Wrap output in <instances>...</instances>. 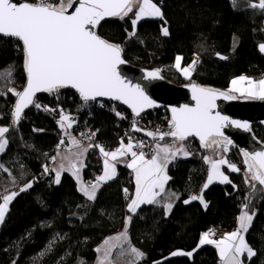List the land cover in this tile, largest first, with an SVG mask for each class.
Here are the masks:
<instances>
[{"label":"trees","instance_id":"trees-1","mask_svg":"<svg viewBox=\"0 0 264 264\" xmlns=\"http://www.w3.org/2000/svg\"><path fill=\"white\" fill-rule=\"evenodd\" d=\"M153 1L160 4L164 18L139 21L135 36L128 35L133 30L131 19L135 9L123 20L111 18L97 28L102 38L122 47L124 58L131 64L159 69L177 85L196 82L219 91H227L235 77L244 74L258 78L263 73L264 53L259 45L264 43V10L250 7L259 0H235V4L233 0ZM163 27L168 28L169 36L162 35ZM177 56L183 58V66L198 58L189 80L174 67ZM10 65L14 66L11 80L0 79V93H5L0 94V126L9 128L5 134L8 144L0 160L11 169L19 186L13 188L18 195L0 225V264H94L98 245L122 230L129 216L131 246L144 253L137 264H220L214 246L197 247L200 236L209 229L219 235L235 230L245 203L247 210L254 213L246 239L256 255L251 260L244 256L243 262L264 264V191L261 186L252 191L250 184L245 183L246 165L239 149L213 151L201 148L195 139L186 141L192 155L177 159L168 167L171 177L168 189L180 197L169 215H165L162 205L156 204L142 205L135 214L129 212L127 205L134 195L135 184L131 169L124 165H118L116 177L103 184L96 199L90 201L78 190L70 174L63 173L57 185L53 174L44 172L45 165L50 168L51 157L62 138L63 130L57 123L60 109L68 110L64 113L82 127L98 129L96 141L105 143L106 149L115 147L121 139L126 141L123 131L130 113L118 104L108 103L103 108L91 103L83 106L75 91L65 89L58 96L39 95L35 101L42 108L32 106L14 126L12 113L17 97L7 92V88L22 90L19 84L26 81L23 53L17 40L0 37V72ZM43 106L56 111H44ZM113 108L126 112L127 117L120 120ZM142 117L149 126L168 125V116L162 110L147 112ZM252 130L264 143V126L253 125ZM142 137L144 134L137 133L136 138ZM170 141V137L164 140ZM218 151L240 171L231 172L223 165L232 183H214L204 190L207 209L199 201L184 204L191 195H199L206 183L210 165L203 157L218 159L221 156ZM85 163L83 177L89 186L102 173L98 148L89 149ZM30 182L31 188L20 191ZM178 250L193 255H171Z\"/></svg>","mask_w":264,"mask_h":264},{"label":"snow or ice","instance_id":"snow-or-ice-1","mask_svg":"<svg viewBox=\"0 0 264 264\" xmlns=\"http://www.w3.org/2000/svg\"><path fill=\"white\" fill-rule=\"evenodd\" d=\"M235 4V0H233ZM250 7L264 10V0L258 3H251ZM134 12L131 19L132 32L129 37L136 35L138 22L146 17L163 19L161 8L153 0H0V35L11 37L18 41V49L23 53V68L26 73V83L21 91L15 88H7V92L13 93L17 97L15 101L13 124L16 125L22 118V113L29 106L41 109L42 105L36 103L37 93L56 94L62 89H74L78 93L83 106L89 102H96L98 98H108L119 101L127 105L133 114L132 127L134 131H145L137 127L139 117L146 109L157 107L145 92L140 84H132L123 78L119 72V66L124 64L122 58L123 49L120 45L109 42L98 35L96 29L101 21L106 18H119L123 20L130 13ZM166 23V21H165ZM167 27L162 28V35L169 36ZM259 50L264 53V43L259 45ZM219 55V54H218ZM227 59V57H220ZM181 56H177L174 67L181 71L185 78L191 77V72L195 70L198 58H194L187 67L181 68ZM14 66L0 72V79L10 81ZM160 70L146 73V80L159 79ZM191 88L193 105L184 104L180 107H172L171 118L168 120V131H145L153 141H164L166 137L172 138L171 143L156 142L151 147V155L143 151L147 146L144 141L132 143L131 138L125 144L121 139L120 145L114 151H106L102 145L89 143L82 146L81 141L67 133V129L72 128L74 120L60 109V119L57 121L60 128L69 135V142L77 148V151L62 156V161L67 160L68 166L63 162L57 168L50 169L44 166V172L55 173L54 183L59 185L61 173L69 172L77 181L78 190L90 201L96 199V194L102 182L114 179L117 175L116 164L125 162L126 167L134 174L135 192L127 205L129 212L135 214L141 205H159L162 200L165 215L169 214L174 207L171 202L174 198L179 200V195L175 192H166V184L171 179L167 175V168L178 157L187 158L192 155L185 144L190 137L198 138L200 147L203 149L222 148L228 151V145L232 143L224 134V129L228 126L249 130L247 122L232 120L226 115H221L216 111L218 99L235 100L237 95L246 99L264 100V78L254 80L241 75L231 81V87L227 91H219L210 87H203L195 82L188 85ZM5 94V93H0ZM103 107V103H101ZM44 111H56V109L43 106ZM112 111L120 119L125 117L120 112ZM8 127H0V153L5 151L8 140L5 134ZM99 131L98 129L96 130ZM88 140H92L96 132L91 134L81 133ZM65 144L61 138L57 149ZM96 147L104 157L103 174L96 177L95 182L89 186H84L81 179V168L84 166L83 156L89 149ZM134 149H140L136 151ZM70 151V150H69ZM57 155H60L59 151ZM131 156L130 161H121L120 158ZM245 171V183H249L255 190L257 183L264 186V150L255 152H243ZM56 156L51 157L52 161ZM205 163L210 165L207 175V182L202 186L199 195H191L189 199L183 201L189 204L192 201H199L204 209L208 208V203L203 198V192L214 180L221 184H231L229 176L222 170V165H227L231 172H239L240 168L234 163H230L225 158L213 159L210 155L203 157ZM115 161V163H113ZM79 165V166H78ZM0 169L8 172L3 164ZM14 182V181H13ZM236 187L235 184L232 185ZM31 182L26 184L20 191L31 188ZM126 194L128 189L123 190ZM264 191V187L261 188ZM18 195L13 191L10 195H3V203L0 204V222H3L9 203ZM128 197L126 196V199ZM248 199V198H246ZM248 204L242 205L241 213L237 217L238 227L236 230L225 233L219 239H213L214 229H209L201 234L198 248L203 245H214L218 250L221 264H244L242 257L247 254L251 260L256 255L252 247L247 243L245 234L249 231L254 219V213L249 214L246 209ZM132 217L125 220V229L116 237H109L103 245L96 249L97 252L103 250V256L99 258L98 264H106L109 261L112 248V240L123 239L129 244L128 253L134 257L128 264H137L144 257V253L131 246L128 238V226ZM195 251V250H194ZM123 254V253H122ZM43 255V253H41ZM173 256L186 255L191 257L193 252L176 251ZM83 264V262H81Z\"/></svg>","mask_w":264,"mask_h":264},{"label":"water","instance_id":"water-1","mask_svg":"<svg viewBox=\"0 0 264 264\" xmlns=\"http://www.w3.org/2000/svg\"><path fill=\"white\" fill-rule=\"evenodd\" d=\"M19 2H25V1L19 0ZM108 19L111 18H106L105 20ZM103 21H101V23ZM0 37H4V36L0 35ZM4 38H11V37H4ZM122 58L124 59L125 63L119 66V72L121 76L125 78L127 81H130L132 84H140L144 88L146 94L153 101H155L156 105H158L157 107L146 109L144 112L140 114L139 117H141L147 112L166 109L169 114V118H171L170 109L172 107H180L184 104L193 105L195 103L192 100L191 88L188 87V85H190L193 82L177 85L172 81L168 80L161 71H160L161 78L150 81L146 80L145 79L146 73L157 69H147V68L137 67L124 58L123 52H122ZM70 90L75 91L74 89H70ZM41 94H49V93H37L35 100ZM98 100L115 102L119 104L122 108H124L126 111H128L131 115H133L131 109H129L127 105H124L119 101H113L108 98H98ZM216 103L218 105L216 111H219L221 115H226L232 120L247 122L250 126L249 130H244L243 128H236L231 125L225 128L223 130L225 136H227L228 139L232 141V143L228 145V148H237L242 153L245 151L255 152V151L264 150V143L255 135V133L252 130L253 125L264 126V100L246 99V98L238 97L235 100L218 99ZM31 107L32 106H29L24 110V112L22 113V117L24 113L28 111ZM189 139H195L199 142L198 138L190 137ZM257 186L260 185L257 183ZM253 190L254 189L252 188V191Z\"/></svg>","mask_w":264,"mask_h":264},{"label":"crops","instance_id":"crops-1","mask_svg":"<svg viewBox=\"0 0 264 264\" xmlns=\"http://www.w3.org/2000/svg\"><path fill=\"white\" fill-rule=\"evenodd\" d=\"M154 2V1H153ZM158 5V4H157ZM159 6V5H158ZM160 7V6H159ZM136 10V9H135ZM148 19H160V18H150V17H146V18H143V19H141L140 21H142V20H148ZM174 65H175V63H174ZM184 67H187V66H183L182 65V63H181V68H184ZM177 70V69H176ZM178 72L182 75V73H181V71H179L178 70ZM192 75H193V71L191 72V77H192ZM244 75V74H243ZM184 78H185V76L184 75H182ZM241 76V75H240ZM240 76H238V77H240ZM244 76H246V75H244ZM190 77V78H191ZM238 77H235V78H238ZM248 77V76H247ZM234 78V79H235ZM250 78H252V79H254V80H260V79H262V78H260V77H258V78H253V77H250ZM186 80H189V78H185ZM233 80V79H232ZM231 80V81H232ZM231 81H230V84H229V88L231 87ZM228 88V89H229ZM235 95H237L238 97H242V96H239V94H235ZM242 98H244V97H242ZM70 118H71V116H70ZM0 127H5V126H0ZM67 131V133H69L71 136H74V137H76L78 140H80V138L75 134V132H74V130L72 129V128H70V129H67L66 130ZM5 138V137H4ZM62 138L65 140V144L64 145H61V147L59 148V149H57V151H56V153L54 154V156H56L57 158H56V160L55 161H51V164H50V169H53V168H57L59 165H60V163L61 162H63L64 164H65V167H67L68 166V161L67 160H63L62 161V156H64V155H68L69 157H71V154L72 153H74V152H76L77 151V148L75 147V146H73V145H71L70 144V142H69V135H66L65 134V130H63V133H62ZM81 141V144H82V146H87L84 142H82V140H80ZM121 142V141H120ZM123 142L125 143V144H127L129 141H125V140H123ZM132 143L133 144H135V142L134 141H132ZM119 145H120V143L118 144V145H116L115 147H112V148H108V149H105L106 151H114L116 148H118L119 147ZM220 149V148H219ZM70 150V151H69ZM134 150H136L137 151V149H134ZM58 151H59V153H60V155H57V153H58ZM188 151H189V149H188ZM88 152H89V150H88ZM88 152L87 153H85L84 154V156H83V162H84V166L81 168V172H80V175H81V179H82V182H83V184H84V186H88L85 182H84V177H83V170H84V168H85V165H86V157H87V154H88ZM147 154H148V158H150V155H151V153H148V152H146ZM218 153L221 155V156H219V158H221V157H223L222 155V152L221 151H218ZM0 155H1V153H0ZM101 156H102V154H101ZM190 157V156H189ZM189 157H187V158H189ZM187 158H183V157H178L177 159H187ZM218 158V159H219ZM223 158H225V157H223ZM121 159V161H130L131 160V156L129 155L128 157H124V158H120ZM176 159V160H177ZM226 159V158H225ZM175 160V161H176ZM103 161H104V157L102 156V164H103ZM113 163H115V161H113ZM0 164H3V166H4V168H7L8 169V172H5V171H3V169H0V195L1 194H3V195H10L11 194V192H13L14 190H13V188L14 187H18L19 186V183H18V181H17V179H16V177L14 176V174L12 173V171H11V169L4 163V162H2L1 160H0ZM171 164V163H170ZM169 164V165H170ZM118 165H124V166H126V163L125 162H120V163H117L116 164V170H117V167H118ZM79 166V165H78ZM169 167V166H168ZM221 170L224 172V169H223V165L221 166ZM52 174H53V176H54V179H55V173L54 172H51ZM63 173H68V174H70L69 172H67V171H65V172H62L61 173V175L63 174ZM225 173V172H224ZM103 174V168H102V173H101V175ZM226 174V173H225ZM71 175V174H70ZM134 175V174H133ZM167 175L169 176V174H168V168H167ZM227 175V174H226ZM72 176V175H71ZM73 177V176H72ZM74 178V177H73ZM75 179V178H74ZM230 179V178H229ZM14 181V182H13ZM75 181H76V179H75ZM108 182V181H107ZM169 182V181H168ZM168 182H167V184H166V192H169V193H171V192H173L172 190H170V189H168ZM206 182H207V180H206ZM76 183H77V181H76ZM106 182H102L101 183V186L103 185V184H105ZM214 183H219V181L218 180H214L213 181V183L212 184H214ZM134 184H135V181H134ZM211 184V185H212ZM221 184V183H220ZM101 186H100V188H101ZM210 186V185H209ZM77 187L79 188V185H78V183H77ZM99 188V189H100ZM99 189H98V191H99ZM98 191H97V193H98ZM135 192V191H134ZM82 193V192H81ZM83 194V193H82ZM2 195V196H3ZM96 196H97V194H96ZM86 197V196H85ZM86 199H88L87 197H86ZM164 202H168L166 199L165 200H162V202H161V204H159V205H162L163 206V203ZM171 202H173V203H175L176 202V200L173 198L172 199V201ZM3 203V199H1V201H0V204H2ZM11 203V202H10ZM10 203H9V205H10ZM9 205H8V208H9ZM145 205H147V204H145ZM142 206V205H141ZM8 211V210H7ZM7 211H6V213H7ZM172 211V210H171ZM246 211H248L247 209H246ZM6 213H5V215H6ZM171 213V212H170ZM169 213V214H170ZM240 213H241V210H240ZM240 213H239V215H240ZM248 213L249 214H252V213H250L249 211H248ZM169 214H167V215H169ZM238 215V216H239ZM1 223L2 222H0V225H1ZM237 227H238V223H237ZM128 228H129V226H128ZM124 229H125V226L123 227V229L122 230H120L119 232H117V233H115V234H113V235H110V236H108V237H106L103 241H102V243H100L99 245H98V247L97 248H99V247H101L102 245H103V243H104V241L106 240V239H108L109 237H116V236H118L120 233H122L123 231H124ZM237 229V228H236ZM235 229V230H236ZM234 231V230H233ZM230 232H232V231H230ZM226 233H229V232H226ZM128 234V238H129V240H130V237H129V233H127ZM225 234V233H224ZM224 234H222V235H219L218 233H217V231L215 230V235L212 237L213 239H219V238H221ZM247 234V233H246ZM246 234H245V239H246ZM201 237V236H200ZM200 240V239H199ZM246 241H247V239H246ZM110 243L112 244V245H114V247L112 248V252H111V255L109 256V261L108 262H106V264H128V261H131V260H133L134 259V257H132L129 253H128V248H129V244H128V242L127 241H124L123 239H121L120 241H116V240H112V241H110ZM247 243H248V241H247ZM199 244V243H198ZM249 244V243H248ZM203 246H206V245H203ZM203 246H200L199 248H201V247H203ZM211 246H214V245H211ZM215 247V246H214ZM136 248V247H135ZM138 249V248H137ZM139 250V249H138ZM217 250V249H216ZM178 251H182V250H178ZM176 252V251H175ZM183 252H185V251H183ZM123 253V254H122ZM217 253H218V250H217ZM103 250L101 251V252H97L96 251V258H95V261H94V264H98V260H99V258L100 257H102L103 256ZM177 256H186V255H177ZM244 256H246L247 257V254H245ZM218 257H219V254H218ZM141 260V259H140ZM242 260H243V257H242ZM220 264H221V261H220Z\"/></svg>","mask_w":264,"mask_h":264},{"label":"built area","instance_id":"built-area-1","mask_svg":"<svg viewBox=\"0 0 264 264\" xmlns=\"http://www.w3.org/2000/svg\"><path fill=\"white\" fill-rule=\"evenodd\" d=\"M160 5V4H158ZM260 78H264V71L263 73L259 76ZM25 83H20L19 86L23 88ZM91 104H95V106L97 108H103L105 107L108 103H111V104H117L115 102H108V101H104V100H98L96 102H89ZM101 103H103V107H101ZM119 105V104H118ZM162 110V113L163 114H167L168 116V119L169 118V114L167 112L166 109H161ZM65 113H68V110H64ZM120 113H122V115L124 117H127V113L124 112V111H119ZM131 115V114H130ZM143 116V115H142ZM136 117L135 119L138 121L137 123V127L141 128V129H144L145 131H156L157 128H159L161 131H168V125H163L162 123H151V126H149L147 124V122L143 119V117ZM120 119V118H119ZM122 120V119H120ZM132 123H133V115H131V117L128 119V122H127V127L125 128V130L123 131V136L126 138L127 141H129V138H131L132 141L135 142V144L138 142V141H144L145 144L147 145L143 151L145 152H148V153H151V147L154 146V144L156 142H162V141H153L151 137H148L146 134H145V131H134L133 130V127H132ZM76 127V129L74 130L75 134L80 138V140H82V142H84L86 145H88L89 143L93 144V145H96V144H99L97 141H96V137H94L92 140H88L86 138V136H82L81 133H87V134H91V132H96L95 130H92V129H89V128H84L82 127L81 125H79L77 123V121L75 120V123H73V126L72 128ZM137 133H140V134H144L145 137H142V138H136V135ZM167 138V137H166ZM101 145V144H99ZM102 146L104 147V149L107 148V145L105 143L102 144ZM96 147H93L91 149H94ZM140 149H137V151H139Z\"/></svg>","mask_w":264,"mask_h":264},{"label":"rangeland","instance_id":"rangeland-1","mask_svg":"<svg viewBox=\"0 0 264 264\" xmlns=\"http://www.w3.org/2000/svg\"><path fill=\"white\" fill-rule=\"evenodd\" d=\"M20 87V86H19ZM22 88V87H21ZM172 141H170L169 143H171ZM159 143H161V144H163V143H166V142H164V141H162V142H159ZM220 155V154H219Z\"/></svg>","mask_w":264,"mask_h":264}]
</instances>
